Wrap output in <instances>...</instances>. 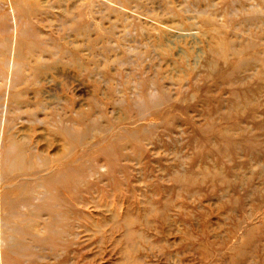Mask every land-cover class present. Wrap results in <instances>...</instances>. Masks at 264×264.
<instances>
[{
  "label": "rangeland",
  "instance_id": "rangeland-1",
  "mask_svg": "<svg viewBox=\"0 0 264 264\" xmlns=\"http://www.w3.org/2000/svg\"><path fill=\"white\" fill-rule=\"evenodd\" d=\"M0 264H264V0H0Z\"/></svg>",
  "mask_w": 264,
  "mask_h": 264
},
{
  "label": "bare ground",
  "instance_id": "bare-ground-1",
  "mask_svg": "<svg viewBox=\"0 0 264 264\" xmlns=\"http://www.w3.org/2000/svg\"><path fill=\"white\" fill-rule=\"evenodd\" d=\"M6 45L7 44H5V47H6ZM9 47V46H8ZM12 49V48H11ZM6 52V51H5ZM5 65L8 67V68H10V69H12V70H14V65H15V63L13 64L11 61H5ZM12 65V67H10ZM5 70L7 71V69H4L3 70V72H4V76H5ZM9 71V70H8ZM11 71V70H10ZM7 73V72H6ZM13 73H14V71H13ZM9 74V73H8ZM11 74V73H10ZM12 75V74H11ZM14 75V74H13ZM11 79V78H10ZM6 160H7V158H5ZM5 163L6 162H2L1 164L4 166L5 165ZM4 171H5V174L6 175H8V171H6V169H4ZM60 176L62 177V178H64V180H66V181H68L69 182V185H71L75 180L74 179H72V178H76V177H80V175H77V174H74V173H72L71 171H68L67 173H64V172H61L60 173ZM31 188H28V189H25V190H28V192H30V193H32L34 190L33 189H31ZM17 203H15V205H16ZM10 213H8V215H10V217H15L16 215H14V212H15V210H12V211H9ZM5 215V217L4 218H7V214L5 213L4 214ZM20 217V216H19ZM8 229V228H7ZM42 240V239H41Z\"/></svg>",
  "mask_w": 264,
  "mask_h": 264
}]
</instances>
